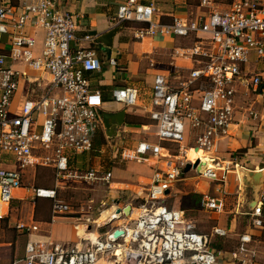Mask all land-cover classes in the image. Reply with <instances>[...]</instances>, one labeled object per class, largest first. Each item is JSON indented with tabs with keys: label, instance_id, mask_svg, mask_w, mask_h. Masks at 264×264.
Returning <instances> with one entry per match:
<instances>
[{
	"label": "built area",
	"instance_id": "built-area-1",
	"mask_svg": "<svg viewBox=\"0 0 264 264\" xmlns=\"http://www.w3.org/2000/svg\"><path fill=\"white\" fill-rule=\"evenodd\" d=\"M215 3L200 0L206 12L190 19L174 17L170 22L156 21L151 3L125 0L117 6L112 26L142 23L132 28L135 39L159 34L189 40L176 51L190 62L186 75L179 74L183 67H175V81L169 79V72L156 73L153 79L148 113L156 141L139 142L133 154L138 161H154L145 197L131 224L111 225L127 217L119 211L107 224L96 223V230L107 226L87 242L28 239L10 264H224L220 251L210 245L211 237L224 235V230L213 227L210 233L200 232L184 210L166 204V192L184 174L187 164L197 175L217 183L218 190L224 186L229 172L241 164L236 153L227 160L215 156L217 141L238 122L237 114L251 119L257 116L253 105L241 104L240 98L250 92L259 94V87H264V0H232L224 9L214 8ZM78 21L77 15L63 10L57 0H0V218L14 191L24 187V170L29 167L54 169L55 187L25 188L33 199H50L53 216L71 212L70 205L58 198L57 188L63 180L79 176L108 182L111 178L110 171L98 175V170L89 168L77 175L71 170L73 157L92 149L102 126L104 103L88 78L102 67L94 47L98 35H78ZM27 26L43 32L37 54L34 37L24 32ZM107 61L117 65L114 57ZM20 63L42 69L51 81L38 97L13 105L23 76L15 67ZM111 96L131 107L138 103L139 89L131 84L115 87ZM194 147L212 160L201 173L197 170L201 159L192 160L186 154ZM263 203L264 192L252 208L253 228L263 226ZM223 204L222 196L200 199L207 210L220 212ZM115 214L119 217L114 218ZM15 227L21 233L40 230L34 222L20 221ZM115 230L122 233L115 236ZM251 241L250 233L240 235L238 246L230 253L231 264H253L248 256L254 253Z\"/></svg>",
	"mask_w": 264,
	"mask_h": 264
},
{
	"label": "crops",
	"instance_id": "crops-1",
	"mask_svg": "<svg viewBox=\"0 0 264 264\" xmlns=\"http://www.w3.org/2000/svg\"><path fill=\"white\" fill-rule=\"evenodd\" d=\"M57 1L59 2L60 7L63 10H68L77 15V19L79 20L78 30H77L78 35H81L84 32H90L92 34L98 35L99 37L101 33L106 32L112 27H117V26H112V19L114 18V15L117 11V6L125 0H57ZM137 1L146 4L148 3L153 4L155 7L154 19L159 22H170L174 17L190 19L200 14H203L204 12L207 11V8H204L199 5L200 0H198V3H195L194 0H137ZM231 1L232 0H229L228 2L226 1L217 2V0H215L216 3L214 5V8L224 9ZM138 25H142V23L129 22L127 24H124L122 27H120L118 32L113 36L112 47L110 48V50L105 49V47L97 40L98 43L94 45V47L96 49L97 55L102 60V67L100 70L88 74L91 88L99 90L104 99L101 114L104 111L116 112L121 109H125L126 114H125L124 122L122 125L117 127L116 135L119 132V128H122L123 130H135L139 126L141 127L154 126V122L151 120L148 113L150 110L149 96L151 93V87L155 74L160 72L167 74L169 72L166 71L163 68V66L160 65L161 62H159V57L164 55L163 51L165 49L168 48L173 49L172 59H171L172 61L170 62V64L172 65V67H174V71L176 70L175 67L184 68L179 73L181 77H184L186 75V69L190 66V62L187 59L181 58L176 54V51L179 49V47H181V46H176L177 45L176 43L180 39L183 40H188V39L163 36L159 34L153 36H147L140 40L135 39L132 36V28ZM24 32L26 35L34 37L35 39L34 52L36 54L39 53L41 49L42 36H43L42 30L39 28H32L31 26H27L25 27ZM82 45L87 46V43L84 42L82 43ZM145 54H150L148 56L149 57L148 63L142 62L141 60L143 59ZM107 57L116 58L117 65L116 66L109 65L107 61ZM15 67L23 73V76L19 79L18 87L12 101L13 105L18 104L27 97L28 98L38 97L51 81L50 74L43 71L42 69H34L26 66L23 63L17 64L15 65ZM29 75H31V77H28ZM174 78H176V75L174 76ZM128 84H131L139 89V100L137 105L135 106L124 107L121 103L115 102L113 100L111 96V91L115 87H121ZM260 93L258 95H260ZM255 111L257 112V116L253 119L241 117L240 114H237L236 119H238V122L233 123L230 126L228 133L223 137H220L217 141L216 152L214 153V155L219 157L221 160H227L231 153H238L241 167L235 170H231L229 172L226 183L219 190H218L219 186L217 185V183L212 182L209 179H206L198 175L200 178L204 180V185L201 187L199 186L197 190H199V192L201 193V197L204 195H209V196H222L223 198L224 204L222 211L217 212L202 208L204 211H211L216 214H221L223 212L225 213L226 211L227 214H232V218L229 220V222L226 220L225 217L219 216L217 218L216 224L212 226V228L218 227L220 229H223L225 234L222 236H226L228 235L229 232L233 231L236 226L237 219L240 220L241 218L240 215H245L244 219H246L248 229L246 228L244 232L238 235L236 241L237 243L235 247L238 246L239 237L241 234L245 232L250 233V235L252 236V241L250 242L249 247L251 250L254 251V253L249 254L248 256L252 258L253 264H263L264 223L263 226L259 228H253L250 226L251 212L253 208L251 204L253 203V201H255L256 203L255 202L254 203L257 204L260 194L264 192V115L260 114L257 109H255ZM130 116H132L134 120ZM128 118L131 119L128 120ZM102 129L105 132L103 123L99 130ZM99 130L95 134L93 140L94 142ZM101 132H102L101 134H103V131ZM102 137L103 136L101 135V138ZM187 139L189 142H191V138H189V136ZM137 144L135 145V147L137 146ZM92 149L90 151H92ZM134 149L132 150L131 156L127 155L124 156V158H130L140 163L141 162L146 163L147 166H140L137 168L136 173H133V177L135 180H140V183L142 185L145 184V187L138 186L141 189H145V192L142 195L140 194L141 191L135 192V195L132 197V199L134 198V203L131 202L129 204H126L125 206H122L121 203H118L117 200H114L115 202H117V204H115L116 206L114 205L112 209L105 210L107 213L105 214V216L103 215L104 216L103 220L97 221L98 218L97 219L87 218L85 219V222H80L79 224L78 222L76 223L75 221H73V219L77 220V218L75 217L73 218L72 216H68V217L53 216L51 214V209L48 206V201L51 202V200L47 198L33 199V197L29 194V191H26L24 186L16 189L13 193V198L10 200L8 206L3 207L4 215L2 218H0V221L7 218L10 208L12 207L13 204H19L24 199L28 200L29 196H31L30 198L33 199L32 206L30 205L28 206L29 208L32 207L31 212H29L27 215L22 217V219H20L17 222L22 221L27 224L31 222L37 223L40 226V230L30 233H21L20 231L17 230L20 234L25 235L23 238L24 240L23 243H25L28 239L40 240V241L52 240L56 242L63 241L67 243H77L81 241L87 242L88 240L91 239L87 237V235L90 232L95 233L96 235L97 233H99L97 232L98 230L95 229L96 223L107 224L109 217H111L112 214L117 212V209H120V211L123 212V208L126 207L127 205H130L131 207L128 210L127 217L126 218L121 217V219H119V220H123L122 221L123 223H125V221L128 222L129 215L134 210H136L138 204L142 201L143 197H145L146 189L151 181L155 168V166L153 165L154 161L152 160L149 161L136 160L133 157ZM90 151L75 155L71 162L78 161V157H81L89 153ZM37 168H49L54 174V169L52 167L38 165L35 167H29L26 170H24V176L28 173H32L34 176ZM119 170L124 172L125 174H128V168L119 169ZM107 171L109 170H105L104 172ZM248 171H254V172L261 171L262 175L256 181H253L247 175ZM189 172H194V171L190 168L184 174ZM118 174L116 176H118ZM111 177H112V173H111ZM107 183H111V185L115 186L116 188L124 184L129 185L122 181H113V182L108 181ZM54 185L49 188L55 187ZM132 186L136 187L137 185H132ZM173 186L168 191L167 197L172 192ZM117 190L118 189H115L113 191H117ZM233 194L236 195V197H234L235 198L234 202H232L233 206L232 208H227L226 210V202L228 201L230 195ZM131 195H133V192L130 193V196ZM199 204H200V200H199ZM244 204L246 205L247 210L243 211L242 207H244ZM261 216L264 222V203L262 204ZM59 220H65V221L69 220L71 222L66 227V229H61L56 226V222H55ZM60 222L64 223V221H60ZM114 222L115 221H113V223L111 222V225L115 224ZM227 222L229 224L226 225L227 227H224ZM79 226L83 228V231L80 232ZM67 228L69 230H67ZM100 229L101 231L103 230L102 228ZM216 236H221V235H216ZM18 241L19 240H17V242ZM234 249H231L229 251H224L222 249L219 250L220 259L224 264H231L230 253ZM12 259H10V261L8 262L0 261V264H10Z\"/></svg>",
	"mask_w": 264,
	"mask_h": 264
},
{
	"label": "rangeland",
	"instance_id": "rangeland-1",
	"mask_svg": "<svg viewBox=\"0 0 264 264\" xmlns=\"http://www.w3.org/2000/svg\"><path fill=\"white\" fill-rule=\"evenodd\" d=\"M225 1L228 2L229 0H217V2ZM194 2L198 3V0H194ZM176 44V46H185L189 44V41L180 39ZM163 52L164 55L159 57V62H161L160 65L163 66L166 71H169V79L175 81L174 76L176 73L173 72L174 67L170 64L172 61L173 49L168 48ZM149 55L150 54H145L143 59H141L142 62L148 63ZM28 77H31V75ZM261 89L260 95L253 92H250L247 96L242 95L240 103L243 105L251 104L260 114L264 115V87L261 86ZM130 117L132 118V116ZM131 118H128V120ZM132 119L134 120V118ZM101 131H103V134H101ZM101 135L103 136L102 143L97 142L92 151L85 154L88 156L83 155L78 157V161L72 163L71 170L76 172L77 175L84 174V172L91 167L99 171L98 175L105 170H109L112 173L109 182L122 181L129 185L124 184L116 188L106 181L98 179L87 181L79 176H72L63 180V185L57 188L58 198L70 205L71 212L54 214L55 216H72L73 218H77V220L73 219V221L76 223L78 222L79 224L80 222H85V219L87 218H98L97 221H100L103 218V215H105L104 211L112 209V207L117 204L114 200H117L118 203L125 206L131 202L134 203V198L132 199V197L135 195V192L141 191L140 194H144L145 189H141L138 186L145 187V184L142 185L140 180H135L133 173H136L138 167L147 166L146 163H140L130 158H124V156H131L135 145L141 141L155 142V127L139 126L135 130H123L122 128H119L118 134L111 138L107 137L102 129L97 133L95 141H101ZM236 154L239 155L238 153ZM126 168H128V174L119 170ZM117 174L118 176H116ZM54 183L55 176L49 168H37L34 176L32 173H28L23 178V186H25V188H31L33 186L52 187ZM132 185L137 186L134 187ZM203 185L204 180L194 172L182 174L174 183L172 192L166 198V204L172 208L184 209L186 218L193 221L200 232L210 233L212 231V226L216 224L219 216L225 217L229 222L232 218V214H227L226 211L221 214L204 211L199 204L201 193L197 190L199 186L201 187ZM115 189L118 190L113 191ZM131 192H133V195L130 196ZM30 197L31 196H29L28 200L24 199L19 204H13L7 218L0 221V261L2 262H8L10 259L21 254L24 244L23 238L25 235L20 234L17 231L15 223L31 212L32 207L29 208L28 206H32L33 199ZM234 197H236L235 194L230 195L228 198V201L226 202V210L227 208H232V202L235 200ZM48 206L51 209L50 201H48ZM242 210H247L245 204L244 207H242ZM51 214L53 215L52 210ZM240 217V220L237 219L233 231L229 232L226 236L213 235L211 237L210 245L214 248V244L218 246L222 245L221 249L224 251L234 249L238 235L244 232L246 228L248 229L246 219H244L245 215H240ZM60 221H64V223ZM55 222L58 228L66 229L71 221L59 220ZM131 222L129 224H131ZM228 222L224 227H227L226 225L229 224ZM114 223L120 224L123 222L121 220H115ZM79 228L80 232L83 231L81 226H79ZM102 229L104 230L105 227ZM67 230L69 229L67 228ZM100 231L101 229L98 230L99 233ZM17 240L19 241L17 242Z\"/></svg>",
	"mask_w": 264,
	"mask_h": 264
},
{
	"label": "water",
	"instance_id": "water-1",
	"mask_svg": "<svg viewBox=\"0 0 264 264\" xmlns=\"http://www.w3.org/2000/svg\"><path fill=\"white\" fill-rule=\"evenodd\" d=\"M119 28L118 27H112L109 30H107L104 33H101L98 37V42H100L105 49L110 50V48L112 47V39L113 36L118 32ZM125 109H121L119 111L116 112H108V111H104L101 115L102 117V123L105 129V134L108 137H113L116 135V129L117 127H119L120 125L123 124L124 122V118H125ZM196 164L192 165V167H195ZM190 169V164H187L184 169H183V173L187 172ZM247 175L253 180L256 181L261 175L262 172L261 171H248ZM168 193V192H166ZM255 201H253V203L251 204L252 206H254ZM130 205H127L126 207L123 208V212L124 213H128V210L130 209ZM120 209H117V212H119ZM122 233V230H115L114 231V235H120Z\"/></svg>",
	"mask_w": 264,
	"mask_h": 264
},
{
	"label": "bare ground",
	"instance_id": "bare-ground-1",
	"mask_svg": "<svg viewBox=\"0 0 264 264\" xmlns=\"http://www.w3.org/2000/svg\"><path fill=\"white\" fill-rule=\"evenodd\" d=\"M186 154L188 156L189 159H192V160H195V159H201V164L198 166L197 170L198 172H202L207 166H211L212 165V160L211 158L209 157V155L207 153H205L201 148L199 147H194L192 149H187L186 151ZM105 214L107 213L106 211L104 212ZM114 213V212H112ZM116 213V212H115ZM137 215V211L134 210L130 215H129V219H128V224L130 223L131 220L135 219ZM105 216V215H104ZM103 216V218H104ZM114 218L116 217H119L117 214L113 215ZM102 218V219H103ZM101 219V220H102ZM100 220V221H101ZM118 221H120L118 219ZM123 221V220H121ZM88 238H91V239H94L96 237V234L95 233H92L90 232L88 235H87ZM116 251H119V250H116ZM101 264V263H100Z\"/></svg>",
	"mask_w": 264,
	"mask_h": 264
},
{
	"label": "trees",
	"instance_id": "trees-1",
	"mask_svg": "<svg viewBox=\"0 0 264 264\" xmlns=\"http://www.w3.org/2000/svg\"><path fill=\"white\" fill-rule=\"evenodd\" d=\"M127 23H129V22H127ZM127 23H126V24H127ZM261 90H262V89H261V87H260V88L258 89V91L261 92ZM102 98H103V96H102ZM103 100H104V99H103ZM97 142L101 143V142H102V138H101V141H97ZM97 142H96V141H95V142L93 141L92 148H93V146H95V144H96ZM214 245H215V248H216V249H219V250H220V249L222 248V245H219V246L216 245V244H214Z\"/></svg>",
	"mask_w": 264,
	"mask_h": 264
}]
</instances>
